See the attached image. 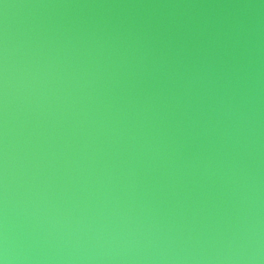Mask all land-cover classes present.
I'll return each instance as SVG.
<instances>
[{
    "label": "water",
    "instance_id": "obj_1",
    "mask_svg": "<svg viewBox=\"0 0 264 264\" xmlns=\"http://www.w3.org/2000/svg\"><path fill=\"white\" fill-rule=\"evenodd\" d=\"M0 264H264V0H0Z\"/></svg>",
    "mask_w": 264,
    "mask_h": 264
}]
</instances>
